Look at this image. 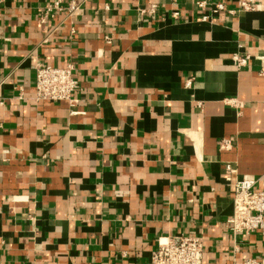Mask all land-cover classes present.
<instances>
[{"label": "crops", "instance_id": "1", "mask_svg": "<svg viewBox=\"0 0 264 264\" xmlns=\"http://www.w3.org/2000/svg\"><path fill=\"white\" fill-rule=\"evenodd\" d=\"M52 1L0 0V264H151L180 235L204 264L260 259V233L229 229L225 166L264 177V9L66 0L42 23ZM41 63L74 65L73 103L36 101Z\"/></svg>", "mask_w": 264, "mask_h": 264}, {"label": "built area", "instance_id": "2", "mask_svg": "<svg viewBox=\"0 0 264 264\" xmlns=\"http://www.w3.org/2000/svg\"><path fill=\"white\" fill-rule=\"evenodd\" d=\"M178 2L180 0H174ZM213 0H202L198 2L199 8H204ZM239 11H258L264 9L259 0H238ZM81 9V4L76 1L53 0L45 10L42 23L47 18L53 19L57 13H66L68 18L72 17ZM153 6L151 12L155 11ZM225 6L219 3L218 13L224 11ZM146 13V10L141 11ZM234 14L235 12H230ZM178 13L174 16L178 17ZM209 17H204L207 20ZM249 56H235L238 68H244ZM262 62L261 76L264 78V58ZM36 101L47 103L69 102L73 103L74 94L81 89L79 81L75 77V67L68 64L65 67H55L48 64H39L35 68ZM191 81L187 85H191ZM231 106H238L236 101H227ZM202 107L201 104H199ZM232 146L230 140H223L220 144L221 150H229ZM225 183L233 189V216L228 221L229 229L234 240L239 236H249L260 233L264 238V177L241 176L236 167L227 164L225 166ZM261 185L262 189H258ZM239 247H236L238 251ZM205 239L203 235H180L174 238H161L157 249L152 253L151 264H204ZM235 264H264V251L260 259L248 258Z\"/></svg>", "mask_w": 264, "mask_h": 264}]
</instances>
